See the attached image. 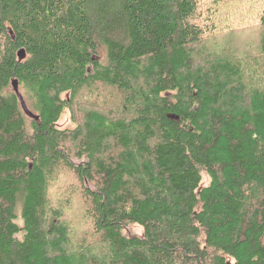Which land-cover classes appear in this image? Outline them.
Returning <instances> with one entry per match:
<instances>
[{
    "label": "trees",
    "instance_id": "obj_1",
    "mask_svg": "<svg viewBox=\"0 0 264 264\" xmlns=\"http://www.w3.org/2000/svg\"><path fill=\"white\" fill-rule=\"evenodd\" d=\"M214 14L203 0H0V264H264V5L256 57L208 41L232 44ZM98 84L126 115L93 105L58 128ZM67 167L87 244L49 193Z\"/></svg>",
    "mask_w": 264,
    "mask_h": 264
},
{
    "label": "rangeland",
    "instance_id": "obj_2",
    "mask_svg": "<svg viewBox=\"0 0 264 264\" xmlns=\"http://www.w3.org/2000/svg\"><path fill=\"white\" fill-rule=\"evenodd\" d=\"M204 8H211L215 10L213 19L215 20L220 34L225 35L232 40V44H229L226 40H221V38L213 37L209 42H219L216 49L236 54H249L252 57L259 56V51L257 50V37L259 38L262 28L259 24L258 15L261 7L264 5V0H203ZM243 31L246 34V38H241L238 36V32ZM220 38V40H219ZM247 45H244L246 44ZM100 59L104 61L106 50L100 49L98 53ZM102 88L107 89V94H101ZM124 95L116 89L110 87H103L100 84L94 85L93 88L84 89L76 98L73 106L66 109L62 114L61 118L57 122V126L60 129H72L83 121V111L87 109L88 106L97 105L100 109L104 108L113 112L115 116L126 115L124 108ZM61 172V173H60ZM56 172V176L51 179V185L49 188V193L51 195L52 201L58 202L61 205H65V208L73 204V209L71 208L70 214L67 220H71L72 226H76L73 229L75 232V239L79 240L78 243H89L93 237H87L91 232L90 229H86L83 224L84 218V208L86 209V202L82 195V191L79 187V182L75 178V174L68 169L64 168L61 171ZM205 182L207 183L208 176L204 175ZM90 188H94L93 183L88 184ZM65 192L66 196L69 197L70 203L67 204L61 200L62 197L58 192ZM68 207L67 210L68 211ZM80 221L81 227L77 224ZM93 227V222H90ZM77 224V225H76ZM71 226V227H72ZM129 233H141L142 228L138 225L131 226L128 228ZM22 237V234H19Z\"/></svg>",
    "mask_w": 264,
    "mask_h": 264
},
{
    "label": "water",
    "instance_id": "obj_3",
    "mask_svg": "<svg viewBox=\"0 0 264 264\" xmlns=\"http://www.w3.org/2000/svg\"><path fill=\"white\" fill-rule=\"evenodd\" d=\"M26 55L25 53V50L24 49H21L19 50V58L22 59L24 58ZM12 84H13V88L18 96V98L20 99V102H21V105L25 111V113L31 117V118H34L36 120L39 119V115L35 114L27 105L26 101H25V98L23 96V94L21 93L20 89H19V83H18V80L17 79H13L12 81Z\"/></svg>",
    "mask_w": 264,
    "mask_h": 264
}]
</instances>
